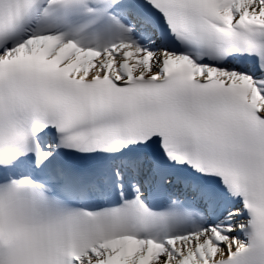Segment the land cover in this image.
I'll return each mask as SVG.
<instances>
[{
	"label": "snow or ice",
	"instance_id": "snow-or-ice-1",
	"mask_svg": "<svg viewBox=\"0 0 264 264\" xmlns=\"http://www.w3.org/2000/svg\"><path fill=\"white\" fill-rule=\"evenodd\" d=\"M0 264H264V0H0Z\"/></svg>",
	"mask_w": 264,
	"mask_h": 264
}]
</instances>
